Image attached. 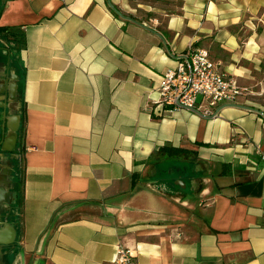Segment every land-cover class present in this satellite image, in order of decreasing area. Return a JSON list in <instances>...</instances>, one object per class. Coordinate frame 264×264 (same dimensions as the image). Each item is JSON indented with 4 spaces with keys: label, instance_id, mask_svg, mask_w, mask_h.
Listing matches in <instances>:
<instances>
[{
    "label": "crops",
    "instance_id": "1",
    "mask_svg": "<svg viewBox=\"0 0 264 264\" xmlns=\"http://www.w3.org/2000/svg\"><path fill=\"white\" fill-rule=\"evenodd\" d=\"M0 28V264H264V0H0ZM193 48L243 94L158 105Z\"/></svg>",
    "mask_w": 264,
    "mask_h": 264
},
{
    "label": "built area",
    "instance_id": "2",
    "mask_svg": "<svg viewBox=\"0 0 264 264\" xmlns=\"http://www.w3.org/2000/svg\"><path fill=\"white\" fill-rule=\"evenodd\" d=\"M245 90L219 68L206 49L193 48L177 58L174 69L162 75L155 102L168 109H200L201 103L211 108L233 102ZM110 264H133L131 250L118 245Z\"/></svg>",
    "mask_w": 264,
    "mask_h": 264
},
{
    "label": "water",
    "instance_id": "3",
    "mask_svg": "<svg viewBox=\"0 0 264 264\" xmlns=\"http://www.w3.org/2000/svg\"><path fill=\"white\" fill-rule=\"evenodd\" d=\"M15 118H16V121H15V124L14 125H7L8 127V132H7V138H11L12 141H15L16 140V136H17V130H18V126H19V121H20V117L18 115H15ZM8 149H13L12 147L11 148H8ZM4 209V208H2ZM7 210V209H5ZM10 243V242H9ZM4 243L2 241H0V245H3Z\"/></svg>",
    "mask_w": 264,
    "mask_h": 264
},
{
    "label": "trees",
    "instance_id": "4",
    "mask_svg": "<svg viewBox=\"0 0 264 264\" xmlns=\"http://www.w3.org/2000/svg\"><path fill=\"white\" fill-rule=\"evenodd\" d=\"M1 28H0V32H1ZM179 151H183L182 148H176V147H173V146H167V145H164L162 147H160L156 152L159 154V155H164V154H168L169 156H174L176 155V153H178Z\"/></svg>",
    "mask_w": 264,
    "mask_h": 264
},
{
    "label": "flooded vegetation",
    "instance_id": "5",
    "mask_svg": "<svg viewBox=\"0 0 264 264\" xmlns=\"http://www.w3.org/2000/svg\"><path fill=\"white\" fill-rule=\"evenodd\" d=\"M14 168L15 169L13 170L14 171L13 172V176H14V179L18 182V180H19V173H18L16 167H14Z\"/></svg>",
    "mask_w": 264,
    "mask_h": 264
}]
</instances>
